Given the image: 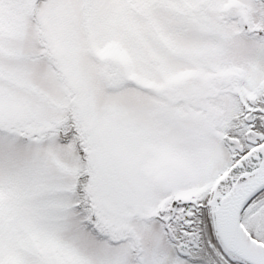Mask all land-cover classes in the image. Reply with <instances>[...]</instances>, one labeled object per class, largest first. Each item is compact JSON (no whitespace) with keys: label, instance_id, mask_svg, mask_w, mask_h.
Returning <instances> with one entry per match:
<instances>
[{"label":"snow or ice","instance_id":"6c2138e0","mask_svg":"<svg viewBox=\"0 0 264 264\" xmlns=\"http://www.w3.org/2000/svg\"><path fill=\"white\" fill-rule=\"evenodd\" d=\"M0 264H264V0H0Z\"/></svg>","mask_w":264,"mask_h":264}]
</instances>
